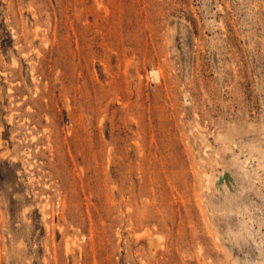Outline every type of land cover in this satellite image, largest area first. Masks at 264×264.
I'll return each instance as SVG.
<instances>
[{
	"label": "rangeland",
	"instance_id": "1",
	"mask_svg": "<svg viewBox=\"0 0 264 264\" xmlns=\"http://www.w3.org/2000/svg\"><path fill=\"white\" fill-rule=\"evenodd\" d=\"M0 264H264V0H0Z\"/></svg>",
	"mask_w": 264,
	"mask_h": 264
}]
</instances>
